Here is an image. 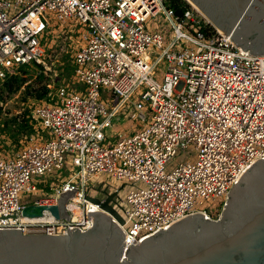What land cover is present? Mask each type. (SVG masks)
<instances>
[{
  "label": "built area",
  "instance_id": "2783aa9c",
  "mask_svg": "<svg viewBox=\"0 0 264 264\" xmlns=\"http://www.w3.org/2000/svg\"><path fill=\"white\" fill-rule=\"evenodd\" d=\"M56 25L83 33L75 86L35 104V136L0 155V229L83 231L93 221L88 208L102 211L88 200L106 199L99 188L115 193L124 253L180 218L214 219L238 177L264 158V57L240 51L190 4L176 13L166 0H0V81L45 66ZM116 117L132 125L111 142L105 129ZM186 150L193 158L177 162ZM65 170L61 185L48 184L45 177ZM100 174L124 184L89 187ZM23 194L37 198L22 204ZM66 196L68 219L21 216Z\"/></svg>",
  "mask_w": 264,
  "mask_h": 264
},
{
  "label": "water",
  "instance_id": "95a60500",
  "mask_svg": "<svg viewBox=\"0 0 264 264\" xmlns=\"http://www.w3.org/2000/svg\"><path fill=\"white\" fill-rule=\"evenodd\" d=\"M242 52L264 57V0H186ZM106 199H88L92 225L66 228L65 234H27L0 229V264H264V158L252 162L230 189L219 216L195 213L165 230L127 245L124 221L110 203L115 193L98 189ZM67 196L57 206H27L21 216L41 218L49 212L68 219Z\"/></svg>",
  "mask_w": 264,
  "mask_h": 264
},
{
  "label": "rangeland",
  "instance_id": "374dc122",
  "mask_svg": "<svg viewBox=\"0 0 264 264\" xmlns=\"http://www.w3.org/2000/svg\"><path fill=\"white\" fill-rule=\"evenodd\" d=\"M180 1L188 6V2L186 0ZM47 32L48 35L45 39L47 52L45 66L40 69L30 67L27 69L26 74H23V77L27 78L28 83L35 88H37L39 85H45L48 89V93L50 92L51 95H53L56 88L62 85L75 86L73 80V57L78 47L83 44L84 40L82 37L83 33L80 27L77 25H71L68 27L66 25H56L49 28ZM16 72L17 70H13V73ZM39 75H42L43 78L39 84L35 85V81L39 80ZM107 96L108 94L106 92H102V99H105ZM3 98L4 100L0 101V155L11 156L17 153L20 147L29 142L30 137L35 136V134L33 133L34 135L32 134L31 136L26 137L23 136L19 138L17 144H12L6 129L4 128V123L17 116L24 110H28L30 112V109L38 102L31 96H24L21 94V92L9 97L3 96ZM131 125V122L124 120L122 117H116L112 120V126L105 129V135L109 141L114 142L117 135L120 132L129 130ZM41 137L45 138L40 135V138ZM189 158H193V154L190 150H186L181 153L176 161L181 162ZM68 173L69 172H67V170L61 171L58 176L50 175L45 177V179H47L48 184L53 182L56 185H61L62 181L66 180L68 177ZM32 180V183L36 184L40 178L33 177ZM123 184L124 182L110 181L109 176L100 174L96 177V179L90 182L88 186L97 189L100 185H103V189L107 186L119 189L123 186ZM46 188L47 192L44 194L45 196L50 194L52 189L48 186H46ZM97 196L100 198L103 197L100 194ZM121 196L123 197V195ZM35 198H37V196L32 197L31 195L23 194L21 196L20 203L27 204L33 201ZM112 206L115 210L119 211V205L112 203ZM220 212L221 210L214 217V219L219 216ZM24 233L31 234L29 229H24Z\"/></svg>",
  "mask_w": 264,
  "mask_h": 264
},
{
  "label": "trees",
  "instance_id": "16d2710c",
  "mask_svg": "<svg viewBox=\"0 0 264 264\" xmlns=\"http://www.w3.org/2000/svg\"><path fill=\"white\" fill-rule=\"evenodd\" d=\"M166 1L169 6H171L176 11V13H180L185 7L187 8V5L183 4L180 0ZM29 68V66L20 67L17 69L16 73L8 75L6 79L0 81V101L4 100L3 96L9 97L18 92H21V94L24 96H31L37 102L47 98L48 89L45 85H39L37 88H35L28 83L27 78L23 77V74H26L27 69ZM38 68L39 67H36V69ZM38 77L39 80L35 81V85L39 84L43 78L42 75H39ZM28 114L30 115V112L28 110H24L17 116L4 123V128L6 129L12 144H17L19 138L23 136L26 137L33 134V127Z\"/></svg>",
  "mask_w": 264,
  "mask_h": 264
},
{
  "label": "bare ground",
  "instance_id": "6f19581e",
  "mask_svg": "<svg viewBox=\"0 0 264 264\" xmlns=\"http://www.w3.org/2000/svg\"><path fill=\"white\" fill-rule=\"evenodd\" d=\"M191 5H193L192 3H191ZM194 6V5H193ZM73 210L75 211V213L77 214V215H79V213H80V210L76 207H74L73 208Z\"/></svg>",
  "mask_w": 264,
  "mask_h": 264
}]
</instances>
